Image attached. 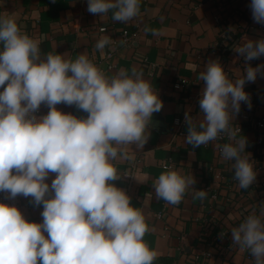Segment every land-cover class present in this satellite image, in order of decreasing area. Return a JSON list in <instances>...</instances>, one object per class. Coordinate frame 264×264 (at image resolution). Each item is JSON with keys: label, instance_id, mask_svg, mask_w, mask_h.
Listing matches in <instances>:
<instances>
[{"label": "clouds", "instance_id": "obj_1", "mask_svg": "<svg viewBox=\"0 0 264 264\" xmlns=\"http://www.w3.org/2000/svg\"><path fill=\"white\" fill-rule=\"evenodd\" d=\"M250 9L254 22L264 25V0H251ZM87 10L101 18L111 11L112 19L123 23L140 16V0H88ZM110 43L104 36L95 48L102 52ZM234 51L247 62L259 59L264 39L245 38ZM66 57L42 56L39 40L14 19L0 17V193L7 200L31 197L33 206H43L42 223H36L17 206L0 202V264H154L157 252L143 239L146 218L113 182L123 176L115 162L132 159L128 146L144 149L163 102L136 69L106 76L85 54ZM258 76L264 77V64H246L233 81L219 60H210L197 77L204 83L202 119L195 123L185 113V142L193 149L227 138L218 147L223 160L233 162L241 189L256 181L257 171L247 138L233 121L242 103L251 107L245 84ZM61 103L88 115L65 113L56 107ZM42 104L49 111L38 116ZM195 184L193 175L169 169L152 187L157 199L176 205ZM206 195L194 190V199ZM231 236L253 264H264V203L258 214L254 210L232 228Z\"/></svg>", "mask_w": 264, "mask_h": 264}, {"label": "crops", "instance_id": "obj_2", "mask_svg": "<svg viewBox=\"0 0 264 264\" xmlns=\"http://www.w3.org/2000/svg\"><path fill=\"white\" fill-rule=\"evenodd\" d=\"M250 3L140 0V16L122 23L112 19L111 11L103 18L89 13L88 0H0V17L14 19L21 30L39 40L42 56L67 53L66 58L75 60L85 54L106 76L121 69L131 75L136 69L158 93L163 108L153 114L147 144L143 150L128 146L132 159L115 162L123 176L113 182L144 214L149 231L143 239L157 252L154 264H253L247 251L233 245L231 229L254 210L258 214L260 203H264V130H258L257 125L264 119V77L245 84L251 107L242 103L233 121V126L241 129L240 135L247 138L246 151L257 171L256 181L248 189H241L234 179L233 162L222 158L218 145L228 143L226 137L195 149L185 142V113L189 112L195 123L202 119L199 101L204 83L197 77L210 60H219L233 81L243 75L246 64H264V56L247 62L234 51L245 38L264 39V25L254 22ZM103 27L105 32L100 31ZM125 30L132 34L128 45L122 41ZM104 36L111 43L101 52L95 45ZM109 52L115 53L112 69L104 61ZM180 81L185 83L176 89ZM56 107L81 118L88 115L75 105ZM48 111L42 104L40 116ZM167 162L172 170L193 175L194 190L206 191V198L194 199L190 189L176 205L157 199L152 185L169 170L164 167ZM55 176L51 174L47 182L51 184ZM18 198L15 206L26 219L42 223L43 206H33L31 197Z\"/></svg>", "mask_w": 264, "mask_h": 264}, {"label": "built area", "instance_id": "obj_3", "mask_svg": "<svg viewBox=\"0 0 264 264\" xmlns=\"http://www.w3.org/2000/svg\"><path fill=\"white\" fill-rule=\"evenodd\" d=\"M23 31V30H22ZM100 31L101 32H105L106 31V28H100ZM25 32V31H23ZM26 33V32H25ZM30 37L33 38V35L32 34H28ZM122 41L124 44L128 45L132 42V34L125 30L122 34ZM115 53L114 52H109L107 54V56L105 57L104 61L107 63L109 69H112L114 66L113 64L111 63V59L114 57ZM100 68V67H99ZM101 69V68H100ZM185 82L184 81H180L178 82L176 85H175V88L176 89H180L182 87V85L184 84ZM0 91H2V89H0ZM38 116H40V113L38 112L37 113ZM177 123H180V121H177ZM258 130H264V119L259 121L258 122ZM164 167L166 169H172V164L171 162H167L164 164ZM127 176H131V173L128 172L127 173ZM18 201H19V198L17 197L15 200H7L5 199V194L4 193H0V202H9L11 204H14V205H17L18 204Z\"/></svg>", "mask_w": 264, "mask_h": 264}, {"label": "water", "instance_id": "obj_4", "mask_svg": "<svg viewBox=\"0 0 264 264\" xmlns=\"http://www.w3.org/2000/svg\"><path fill=\"white\" fill-rule=\"evenodd\" d=\"M156 118H158V117H156Z\"/></svg>", "mask_w": 264, "mask_h": 264}]
</instances>
